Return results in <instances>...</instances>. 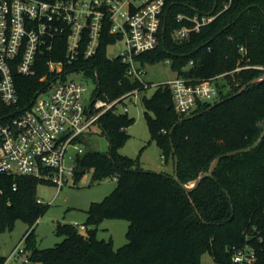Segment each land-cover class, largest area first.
<instances>
[{
  "label": "trees",
  "instance_id": "trees-1",
  "mask_svg": "<svg viewBox=\"0 0 264 264\" xmlns=\"http://www.w3.org/2000/svg\"><path fill=\"white\" fill-rule=\"evenodd\" d=\"M222 2L176 0L158 47L137 57L142 67L169 60L178 76L193 82L214 78L218 88V100L199 102L190 114L176 111L168 84L157 85L152 96L143 98L152 140L163 150L165 162L172 161L174 173L145 170L138 158L122 155L120 148L129 138L127 129L134 118L128 112H106L99 126L108 137L109 150L85 152L78 158V170L93 168L96 179L115 176L117 189L92 202L88 220L82 224L85 232L79 224H59L57 233L64 240L38 248L35 229L49 207L38 201L43 181L0 172V229H12L18 219L28 223L24 242L30 260L39 264H204L202 257L209 253L214 264H235V250L249 247L256 252L250 264H264V139L251 151L223 158L214 175L192 192L174 179L175 154L179 178L190 184L209 171L217 156L251 146L264 129V82L235 95L264 73V0H233L228 9L212 12L217 17L188 40L173 37L180 25L174 15L189 10L184 4L206 10L216 6L218 11ZM106 50L105 44L98 55L81 64L89 74L98 73L100 95L113 100L136 88L145 90L143 83L127 75V65L108 57ZM16 83L21 102L29 104L36 79L17 74ZM190 115L194 117L187 118ZM106 218L130 223L128 241L118 249L113 240L98 238L99 224ZM7 259L0 251V264Z\"/></svg>",
  "mask_w": 264,
  "mask_h": 264
},
{
  "label": "built area",
  "instance_id": "built-area-1",
  "mask_svg": "<svg viewBox=\"0 0 264 264\" xmlns=\"http://www.w3.org/2000/svg\"><path fill=\"white\" fill-rule=\"evenodd\" d=\"M175 1L0 0V172L37 177L57 185L58 191L66 185L79 169L78 159L69 169L64 165L70 147L85 154L77 140L99 125L106 112H128L125 101L140 93L136 88L113 100L103 98L97 88L98 73L89 74L81 64L98 55L105 44L110 57L109 46L123 40L126 50L110 58H120L127 75L148 88L145 67L137 57L158 47ZM223 1L218 11L216 6L206 10L184 4L189 10L174 15L180 24L173 31L174 39L182 42L200 32L217 17L212 12H222L233 3ZM17 74L36 79L33 100L27 105L20 99ZM84 78L96 84L90 97ZM165 84L179 114H190L199 102L211 103L218 97L214 78L193 82L177 75ZM26 251L17 246L12 256L21 258ZM255 260L256 252L249 247L233 254L235 264Z\"/></svg>",
  "mask_w": 264,
  "mask_h": 264
},
{
  "label": "rangeland",
  "instance_id": "rangeland-1",
  "mask_svg": "<svg viewBox=\"0 0 264 264\" xmlns=\"http://www.w3.org/2000/svg\"><path fill=\"white\" fill-rule=\"evenodd\" d=\"M125 50V43L120 40L110 45L107 53L110 57H113L117 52ZM174 70L172 62L169 60L147 63L145 65L144 80L149 83V87L125 101L129 108L128 113L134 118V121L127 129L129 138L120 148V152L122 155L138 158L145 170L156 173L163 171L174 173V164L172 161L165 162L163 150L155 140H152L148 120L145 117L143 98L152 96L156 87H158L157 85L165 84L175 78L177 74ZM83 82L90 97L96 84L92 78H84ZM216 100H218V97L213 102ZM125 103H121L120 110L124 109ZM76 143L82 146L85 152H106L110 147L108 137L102 132L99 125H94ZM68 152L64 161L67 169L71 168L74 162L83 155L79 154L78 149L75 147H70ZM117 185L118 181L115 176L96 179L93 168H89L85 172L76 171L69 177V182L59 191L57 185L41 182L37 195L49 207L37 223L35 229L36 246L38 248H48L62 242L64 236L57 233V226L62 223L85 224L88 220V210L92 206V202L102 201L117 189ZM129 224L127 219L106 218L99 224L98 238L113 240L115 249H118L128 241ZM28 230V223L21 219L16 221L12 229L8 226L0 229V251L4 256L9 257L6 264H39L30 260L29 250L22 254L21 258L18 254L12 256L17 246L26 247L24 237ZM80 230L85 232V229ZM202 260L204 264H214V259L209 253H205Z\"/></svg>",
  "mask_w": 264,
  "mask_h": 264
},
{
  "label": "water",
  "instance_id": "water-1",
  "mask_svg": "<svg viewBox=\"0 0 264 264\" xmlns=\"http://www.w3.org/2000/svg\"><path fill=\"white\" fill-rule=\"evenodd\" d=\"M264 82V73L252 80H250L249 82L246 83V85L242 86L241 89H239L235 95H238V94H241L249 85H252V84H257V83H262ZM194 117V115H190L188 116L187 118H192ZM175 126L172 128L171 132L174 130ZM263 139H264V129L261 133V135L258 137V139L249 147H246V148H242V149H237V150H233V151H230V152H227L225 154H221L219 156H217V158H215L213 160V162L211 163V166L209 168V171H206L204 173H202L194 182L190 183V184H185L183 183L180 178H179V173H178V169H179V158L177 156V154H175V149L173 148V152L175 154V173L174 174V179L179 182V184L185 189L187 190V192H192L193 190H195L200 184L201 182L207 178V177H210V176H213L214 175V172L215 170L217 169L218 165L220 164L221 160L227 156H231V155H235V154H238V153H243L244 152H248V151H251L252 149L256 148L261 142H263ZM81 172H84V168H81Z\"/></svg>",
  "mask_w": 264,
  "mask_h": 264
},
{
  "label": "crops",
  "instance_id": "crops-1",
  "mask_svg": "<svg viewBox=\"0 0 264 264\" xmlns=\"http://www.w3.org/2000/svg\"><path fill=\"white\" fill-rule=\"evenodd\" d=\"M8 259H9V257H8ZM8 259H7V261H8ZM6 263H7V262H6ZM6 263H5V264H6Z\"/></svg>",
  "mask_w": 264,
  "mask_h": 264
}]
</instances>
